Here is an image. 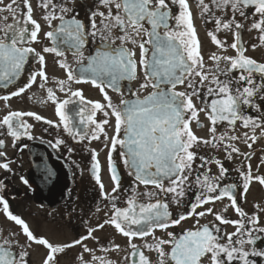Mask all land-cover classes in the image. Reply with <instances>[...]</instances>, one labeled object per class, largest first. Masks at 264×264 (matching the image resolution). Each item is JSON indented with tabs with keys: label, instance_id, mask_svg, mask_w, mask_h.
Wrapping results in <instances>:
<instances>
[{
	"label": "snow or ice",
	"instance_id": "snow-or-ice-1",
	"mask_svg": "<svg viewBox=\"0 0 264 264\" xmlns=\"http://www.w3.org/2000/svg\"><path fill=\"white\" fill-rule=\"evenodd\" d=\"M191 2L202 21L215 23L207 35L220 51L208 55L210 64L204 58ZM76 3L38 0L34 9L32 0L7 4L0 0V13H7L0 15V89L8 90L0 95V169L11 172L14 162L3 150L7 147L3 136L12 138L13 148L22 137L36 138L31 132L34 124L26 118L63 128L77 144L98 141L107 150L110 190L102 181L95 148L87 149L91 157L88 171L109 210L94 226L87 225L84 234L53 242L36 235L23 216L11 210L4 195L6 185L0 182V213L14 225L7 235L0 228V264H258L257 258L264 264V247L257 246L264 240L260 223L264 204H254L255 211L249 214L241 203L248 202L254 183L264 188V174L259 173L264 155L255 172L251 164L254 144L264 140V58L247 55L243 40L245 30L255 31L259 45L252 44V50L264 48V0H91L87 24L78 18ZM37 11L49 29L43 36L50 41V46L39 51L33 46L42 43ZM220 31L231 32L233 42L221 41ZM89 39H98L99 45L85 55ZM228 48L235 55L226 54ZM66 52L72 53L75 66ZM48 54L59 58L54 65L62 70L63 78L55 70L49 77ZM30 60L39 67L21 85ZM38 82L46 93V101L39 102H51L57 120L12 109L9 101L16 98L23 103L25 94ZM74 84H90L99 90L102 101L86 98L82 88L73 89ZM181 86L183 90H177ZM109 90L119 95L118 103ZM57 91L66 98L61 100ZM195 101L200 102L199 107ZM69 105L78 106L72 115ZM97 113L103 119L98 120ZM201 113L209 122L206 137L198 136L192 127L193 122L198 129L205 127ZM225 122L228 130L218 134V126ZM237 125L245 131L235 134ZM108 128H112L111 134ZM49 144L54 150L63 146L69 154L75 151L60 137ZM239 144L248 151L242 152ZM201 146L222 150L229 162L242 157L241 166L230 170L219 158L201 155ZM212 164L217 166V175L211 172ZM121 165L132 177L129 188H122ZM230 171L238 174V180L222 184ZM42 174L48 179L53 171L44 165ZM21 180L29 184L23 176ZM190 192L193 197L189 200ZM225 199L229 204L217 210L215 204ZM229 207L238 219L225 215ZM210 215L213 221L201 223ZM189 219L195 221L190 228L169 231ZM222 225L235 230L223 231ZM108 227L125 238L123 248L96 235ZM157 230L164 236H157ZM137 239L143 243L137 244ZM98 250L104 255H97ZM121 251L125 253L122 259L110 258V253ZM33 254L39 257L37 261L32 260Z\"/></svg>",
	"mask_w": 264,
	"mask_h": 264
},
{
	"label": "flooded vegetation",
	"instance_id": "flooded-vegetation-1",
	"mask_svg": "<svg viewBox=\"0 0 264 264\" xmlns=\"http://www.w3.org/2000/svg\"><path fill=\"white\" fill-rule=\"evenodd\" d=\"M10 0H4V4L9 3ZM61 2V0H57ZM205 2H210V0H205ZM38 0H32L33 8H36ZM91 5V0H77L76 8L80 13L79 17L82 19L85 24L88 23L87 19V7ZM192 11L195 15V27L198 32V38L203 42V54L206 63L210 64L208 61V55L211 52H219L220 50L212 44L207 33L209 30L215 29L214 21H202L199 12L196 8L195 2H191ZM0 15H7V13H0ZM41 13L36 12L35 18L42 24V32L40 33L41 44L33 45L39 51L43 46H50V41L44 38L43 32L48 31L47 25L40 19ZM216 15H220L219 12ZM239 20L240 17L237 16ZM251 20V14L249 16ZM9 22L11 20L9 19ZM55 23V22H54ZM147 27V25H145ZM218 38L221 41H226L228 44L233 42V36L231 32L220 31L217 33ZM258 34L253 31L249 33L247 30L243 32V40L245 41V46L248 48L247 55L253 56L258 60L264 58V48H259L255 51L252 50L251 45H259L257 39ZM119 44V41L116 42ZM99 45V40L95 42L89 39L85 55H88L90 52H93L95 48ZM115 46V45H114ZM228 55H235L234 51L231 48L227 49ZM67 59L70 63L75 66V60L71 52H66ZM59 59L54 55H47V65H48V75L51 78L55 70V75L63 78L64 74L62 70L58 69L54 65V61ZM223 67V65H221ZM39 65L35 61H29L25 66L24 76L19 81L22 85L26 82L27 75L29 72L37 69ZM123 86L127 87L128 82H122ZM51 86V85H50ZM132 87L135 88V82L132 83ZM82 88L83 93L86 98L92 100L102 101V95L98 89L93 88L90 84H80L73 85V89ZM14 90V89H13ZM177 90H183V87H178ZM8 90L0 89V95L6 94ZM35 93V95H33ZM58 97L63 100L66 98L64 93L57 91ZM109 95L112 96L113 101L118 103L120 97L118 94L111 92L109 90ZM127 95V93H125ZM32 97V99H28ZM46 101V93L39 89V82L33 86L32 90L25 94V99L23 103L17 101L16 98H12L9 103L13 110H30L33 111L46 119L57 120L58 118L54 115V105L51 102H45L41 104L39 101ZM199 107L200 102L195 101ZM3 102L0 101V107H2ZM76 105L68 106V113L72 115L75 110H77ZM0 112V116H2ZM252 115H256L252 113ZM29 123L34 124V128L31 130L32 135L36 137L35 139H28L27 137H22L18 142L15 148L12 146V138L7 135L2 138L5 139L7 147L3 149L6 151V155L10 158L13 163L10 164L12 169L11 172H7L3 169H0V182H3L6 185L4 195L9 200L11 204V210L16 214H21L23 218L33 227L36 235L45 236L50 241L53 242H65L71 241L74 237H77L81 234H84L86 231L87 225H95L96 220L99 216H103L105 211H108V208L104 207L105 202L100 199L99 196V187L95 184L94 178L91 176L88 171L90 167V154L87 151L88 148H95L99 152V160L102 165V181L105 183L106 188L110 190L109 177L107 173V163H106V154L107 150L103 149V145L98 141H92L89 143L88 140L77 144L72 141V139L63 131V128L56 129L55 127H50L47 124L41 122H36L31 118H26ZM97 119H103L101 113H97ZM200 121L205 126L203 128H196L195 122H193L192 127L195 129L198 136L206 137L207 136V127L209 122L203 113L200 114ZM74 122L78 120L74 117ZM114 123V119L112 121ZM47 129V131H45ZM109 134L112 133V128L107 129ZM226 122L223 125L218 126V134L221 132L227 131ZM245 129L237 125L235 134H240ZM233 134V133H229ZM60 137L67 141L75 151L72 154H69L66 149L61 146L59 149H53L49 142H55V139ZM242 152H247L248 149L244 144H239ZM255 155L251 160L253 171L257 169V165L260 164V157L264 155V152L261 150L264 149V140H261L254 144ZM103 149V150H102ZM201 155H209L215 158H219L226 168L234 169L239 167L242 157H236L234 161L229 162L225 159V153L222 150H215L211 148H205L201 146L199 149ZM118 160L119 157L116 156ZM42 161V164H41ZM200 161L197 159L196 164H199ZM46 165L52 169L53 175L51 178L46 179L42 174V168ZM211 172L213 175L218 174V169L215 164L210 165ZM120 171L122 173V188H129L132 185V177L127 175L123 165L120 166ZM259 173L264 174V166L259 168ZM21 176L28 180L29 184H24L21 180ZM238 174L235 171H230L228 179L222 181L221 183H228L231 181H237ZM141 190L142 186H141ZM193 193H188L187 199H191ZM247 203H242L244 211L249 214H252L255 209L254 204L261 203L264 204V188H261L259 184L254 183L251 187V192L247 196ZM229 201L225 199L223 203L217 202L215 208L219 210L225 205H228ZM120 206H124L121 204ZM212 206V205H209ZM100 208L101 211L97 212L96 209ZM173 211L174 215L176 212L175 206H172L170 209ZM225 215L231 219H238L235 211L229 207ZM213 216H208L201 219V223H206L213 221ZM86 222V223H85ZM195 223L194 219H189L183 222L182 227L178 226L169 231H174L180 233L182 228H190ZM219 223V222H216ZM260 223L264 225V213L260 214ZM10 227V223L5 219L2 213H0V228L3 229L5 235H7ZM223 231L232 232L234 227L231 225H222ZM19 231V229H16ZM157 236H164V233L159 230L155 233ZM97 236H100L102 239L114 240L115 243H119L122 248L124 247L126 240L124 237L115 234L114 229L108 227L103 232H97ZM166 238V237H165ZM23 242L24 237H20ZM151 239V238H149ZM137 244H142L143 241L137 239L135 241ZM89 246L92 247L93 242H88ZM258 247H264V240L257 242ZM97 249L99 248L96 245ZM77 251L74 249L73 252ZM147 252V250H145ZM124 251L119 253L112 252L110 253V258L113 260H120L124 256ZM97 255H104L103 253L97 251ZM154 258V254H150ZM39 257L35 254L32 256L33 261H37ZM258 264L260 258H257Z\"/></svg>",
	"mask_w": 264,
	"mask_h": 264
}]
</instances>
